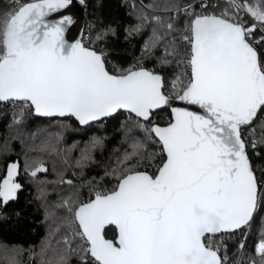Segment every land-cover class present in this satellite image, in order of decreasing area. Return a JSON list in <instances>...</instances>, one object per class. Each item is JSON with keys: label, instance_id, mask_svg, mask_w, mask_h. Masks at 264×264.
<instances>
[{"label": "snow or ice", "instance_id": "1", "mask_svg": "<svg viewBox=\"0 0 264 264\" xmlns=\"http://www.w3.org/2000/svg\"><path fill=\"white\" fill-rule=\"evenodd\" d=\"M229 2L236 13L243 7L256 23L248 26L227 10L215 16L195 15L191 5L184 9L186 15H194L186 27L190 35L183 36L190 45V73H181L173 89L176 99L202 111L172 108L167 126L140 125L158 138L166 156L156 174L126 169L111 192H97L94 199L76 206L70 227L93 264H227L212 237L248 225L264 203V177H257L242 138L244 128L255 137L253 122L264 115V59L254 46L260 41L253 38L257 24L264 31V7ZM71 4L72 0H13L0 22V102L22 101L39 115L71 116L81 124L118 110L151 123L155 110L170 105L162 76L136 66L113 74L106 66V53L80 41L68 43L65 32L73 17L65 15L56 22L47 17ZM139 19L148 17L142 14ZM167 28L173 30V25ZM108 32L114 34L109 28L96 39ZM161 39L154 33L145 50ZM178 55L174 47L165 49V57ZM161 62L171 63L166 58ZM257 126L264 143V121ZM251 146H257L255 139ZM17 170L18 164L9 165L0 183L4 204L16 199L21 189L15 182ZM46 171L38 165L31 175ZM111 226L117 230L115 241L106 239ZM63 243L64 253L42 264H67L68 253L76 249L67 238ZM256 250L264 258V238ZM8 264L17 262L9 259Z\"/></svg>", "mask_w": 264, "mask_h": 264}, {"label": "trees", "instance_id": "2", "mask_svg": "<svg viewBox=\"0 0 264 264\" xmlns=\"http://www.w3.org/2000/svg\"><path fill=\"white\" fill-rule=\"evenodd\" d=\"M26 1L29 0H18V3ZM191 1L86 0L83 41L87 47L106 51V66L114 74L132 66L160 73L165 94L175 97L173 82L181 73H190L186 67L190 45L183 36L190 35L186 27L191 25V15L185 14L184 9L188 7L184 6ZM247 1L264 7V0ZM12 5L13 0H0V17L11 10ZM142 14L148 17L146 21L139 19ZM169 23L173 30L167 28ZM137 25L142 26L138 31H132ZM109 28L114 34L108 32L103 39H96ZM154 33L162 39L146 51L145 46ZM262 36L264 33L256 29L253 38L260 43L254 46L264 59ZM173 47L179 55L165 57V49L171 51ZM165 58L171 63H162ZM183 80L186 84L187 75ZM170 120L168 109L153 113L151 123L121 111L82 127L72 117H37L31 105L0 102V183L6 176L8 164L18 160L21 185L16 199L4 206L0 202V264H8L9 259H14L17 264H42V261L64 253V238L76 249V252L68 253L67 264H93L89 254L79 247L83 241L74 238L70 227L76 206L93 199L97 192H111L118 183L117 177L126 169L155 175L164 161V153L155 135L150 136L144 128L153 124L165 125ZM260 121H264V115L253 122L255 137L249 134V129H242V138L248 145L247 153L257 175L264 169L262 130L257 126ZM253 139L257 141L255 148L251 146ZM137 145L142 147L137 149ZM134 152L138 154L133 155ZM40 164L47 166V172L31 176V171ZM70 207L72 211H69ZM244 232L241 229L225 235L226 253L234 263L243 243L240 264L252 261L264 264V258L256 250L264 238V203L258 207L245 240ZM115 237L116 229L108 227L106 238ZM49 243L42 253V248Z\"/></svg>", "mask_w": 264, "mask_h": 264}, {"label": "water", "instance_id": "3", "mask_svg": "<svg viewBox=\"0 0 264 264\" xmlns=\"http://www.w3.org/2000/svg\"><path fill=\"white\" fill-rule=\"evenodd\" d=\"M29 2V1H28ZM27 3V2H26ZM86 10H87V7H86V4H85V1L84 3H80V0H72V4L69 6V8L67 9H64L62 10L61 12H54V13H51L48 17H47V20L49 22H56L58 20L61 19L62 16H65V15H70L73 17V20H74V23L68 27L67 31L65 32V39L68 41V43H75L77 41H80L83 43V33H84V28H85V19H86ZM193 21V20H192ZM192 23V22H191ZM87 47V46H86ZM92 49V48H91ZM95 50V49H93ZM258 52V51H257ZM259 54V53H258ZM147 69V68H145ZM147 70H151V69H147ZM151 71H154V70H151ZM155 72V71H154ZM156 74H159L161 75L160 73H157L155 72ZM114 74V73H113ZM162 76V75H161ZM163 78V76H162ZM163 91H164V80H163ZM171 97V100H170V105L169 106H163L162 108L160 109H157L155 110L153 113L159 111V110H162V109H168L170 111V114H171V119H172V108H188L189 110H193V111H202L201 109H199L197 106L195 105H189L183 101H180L178 99H176L175 97H172V96H169ZM7 102H10V101H7ZM15 102H22V101H15ZM32 107V106H31ZM32 111H33V114L37 117H43V118H54V117H59V118H65V117H71V116H64V117H61V116H43V115H39L35 112L34 108L32 107ZM121 111H124V112H127L129 113L127 110H118L116 113H113L112 115L108 116V117H103L99 120H95V121H90L89 123L87 124H81L75 117H72L74 118L80 126L82 127H85L87 126L88 124H91V123H94V122H97V121H100L102 119H105V118H109V117H112L114 115H116L117 113L121 112ZM131 114V113H130ZM134 115V114H132ZM135 116V115H134ZM171 121V120H170ZM168 124V123H167ZM167 124L165 125H159V124H155V125H159L161 127H165L167 126ZM157 138V137H156ZM158 139V138H157ZM159 141V140H158ZM161 144V143H160ZM163 149V148H162ZM164 153V152H163ZM166 158L165 154H164V159ZM13 163H16L18 164V170H17V175L15 176V182L19 183L18 181V178H19V173H20V163L18 162V160L14 161ZM13 163H9L8 166H7V170H6V176H7V172H8V167L9 165L13 164ZM42 165L44 168L47 169V166L45 164H40ZM47 172V171H46ZM46 172H38L37 175H40V174H44ZM149 173V172H148ZM31 174V173H30ZM150 174V173H149ZM36 175V176H37ZM152 175V174H150ZM6 176L4 178H6ZM32 176V175H31ZM35 176V177H36ZM34 177V176H33ZM3 181V179H2ZM1 181V183H2ZM20 184V183H19ZM95 198V197H94ZM93 198V199H94ZM88 202V201H87ZM86 203V202H85ZM2 205L4 206L5 204L2 203ZM255 215V213H254ZM253 215V217H254ZM253 220V218H252ZM252 220L249 222V224L252 222ZM248 224V225H249ZM247 226V225H246ZM246 226L242 227L241 229L245 228ZM114 227V226H112ZM115 228V227H114ZM116 229V228H115ZM241 229H238L234 232H237ZM234 232H229V233H234ZM229 233H225V234H229ZM218 234H221V233H218ZM216 234V235H218ZM116 236H117V230H116ZM108 239V238H106ZM116 239V237H115ZM115 239H112L115 241ZM90 256V254H89ZM29 264H32V262H30Z\"/></svg>", "mask_w": 264, "mask_h": 264}, {"label": "built area", "instance_id": "4", "mask_svg": "<svg viewBox=\"0 0 264 264\" xmlns=\"http://www.w3.org/2000/svg\"><path fill=\"white\" fill-rule=\"evenodd\" d=\"M86 2V0H84ZM28 2V1H26ZM24 2V3H26ZM245 2L249 3L247 0H234V3L236 5H243ZM22 3V4H24ZM189 5L192 6V12L195 15H215V16H221L222 13L225 12V10H227L229 16H235L237 18H239L242 22L246 23V25L251 26L253 23H256L254 21V19L248 15L245 10L243 9V7L240 8V11L238 13H236L234 11V7H233V3H230L229 0H192L191 2L187 3L184 7H188ZM202 5H204V7H202ZM251 5H255V4H251ZM215 7H217V9L215 10ZM11 11V10H9ZM8 11V12H9ZM7 13V12H6ZM5 13V14H6ZM5 14L3 16L0 17V22H2L5 19ZM227 18V17H225ZM194 19V15H191V21ZM249 21V22H248ZM261 31V26L259 24H257V28ZM264 33V31H262ZM84 34V33H83ZM84 45L85 42L83 41ZM87 46V45H85ZM90 48V47H89ZM98 52L103 51L104 53H106V51L101 48L100 50H96ZM23 106H29L30 104H26L25 102H21ZM258 178L260 177H264V169L259 171ZM251 226V223L249 225H247V231L249 232V228ZM248 232L246 233L245 237L243 238V240H245V238L248 235ZM225 235L227 236V234L225 233H221L218 235H215L212 237L213 240V244L214 245H219L220 246V255L223 256H227V264H240L239 263V256L237 258V260L232 263L231 262V257L229 255V253H226V248H227V244L225 242Z\"/></svg>", "mask_w": 264, "mask_h": 264}, {"label": "rangeland", "instance_id": "5", "mask_svg": "<svg viewBox=\"0 0 264 264\" xmlns=\"http://www.w3.org/2000/svg\"><path fill=\"white\" fill-rule=\"evenodd\" d=\"M247 228L248 227H245V228H243L244 229V234H243V238L245 237V235H246V233L248 232L247 231ZM249 230H250V228H249ZM244 245V244H243ZM242 253H243V248H241L240 249V251H239V253H238V256H239V254H240V256H239V263H241V256H242ZM238 258V257H237ZM250 264H257L255 261H252V262H250Z\"/></svg>", "mask_w": 264, "mask_h": 264}, {"label": "bare ground", "instance_id": "6", "mask_svg": "<svg viewBox=\"0 0 264 264\" xmlns=\"http://www.w3.org/2000/svg\"><path fill=\"white\" fill-rule=\"evenodd\" d=\"M11 102V101H10ZM232 262V261H231ZM233 263V262H232Z\"/></svg>", "mask_w": 264, "mask_h": 264}]
</instances>
